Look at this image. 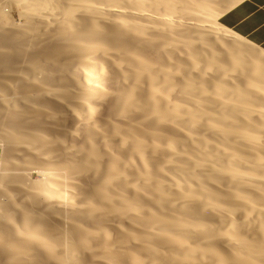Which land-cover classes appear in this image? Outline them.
<instances>
[{"label": "bare ground", "instance_id": "bare-ground-1", "mask_svg": "<svg viewBox=\"0 0 264 264\" xmlns=\"http://www.w3.org/2000/svg\"><path fill=\"white\" fill-rule=\"evenodd\" d=\"M240 1L0 0V172L46 178L0 204V264H264V51L218 22Z\"/></svg>", "mask_w": 264, "mask_h": 264}, {"label": "rangeland", "instance_id": "rangeland-1", "mask_svg": "<svg viewBox=\"0 0 264 264\" xmlns=\"http://www.w3.org/2000/svg\"><path fill=\"white\" fill-rule=\"evenodd\" d=\"M49 4V3H48ZM50 5H52V3L50 2V4L49 5H47V9L48 10H50V15H52V16H54L56 13H55V11L52 9V6H50ZM4 7H5V9H6V11H5V9H4ZM4 7H3V9H4V17H5V20H6V22L4 23V27L6 28H13L12 26L14 25V28L16 27V26H20L21 24H24L23 22L25 21V16L24 15H22V12H21V9L20 8H17V7H15L13 4H10V5H7V8H6V5H4ZM2 9V10H3ZM18 9V10H17ZM8 11V12H7ZM52 11H53V13H52ZM5 12H7L6 13V15H5ZM24 18V19H22L21 18V16ZM51 17V16H50ZM49 16L47 17L48 19L50 18ZM52 19H53V17H51ZM50 18V19H51ZM48 20V22L50 21L51 22V20ZM24 20V21H23ZM49 22V23H50ZM50 25L54 28V25L53 24H49L48 26L50 27ZM51 28V27H50ZM52 28V29H53ZM49 29V28H48ZM242 39V38H241ZM242 41H244L245 43H247V44H249V42L248 41H246V40H243L242 39ZM29 51H31V50H29ZM44 97V96H43ZM42 97V98H43ZM68 113V115L66 116L65 115V119H68V120H66V121H68L67 122V124H69V126H71V125H73L74 123L73 122H75V124L77 125V126H80L79 128H78V130L76 131V132H74L73 134L74 135H76V133H77V137L76 138H78V137H80L79 135H78V131H82L80 128H85L86 129V127H85V125H83L84 124V122H83V118H84V115H83V113L82 112H79L78 114H79V116L76 114V115H74L73 114V116L70 114V112H66V114ZM80 113H81V117H80ZM76 116V117H75ZM78 116V117H77ZM82 116H83V118H82ZM97 116V115H96ZM69 117V118H68ZM75 117V118H74ZM80 117V118H79ZM41 118H42V116H41ZM71 118V119H70ZM76 118H78V119H80V120H78L77 121V119ZM96 119H97V117H95ZM70 119V120H69ZM72 119H74V120H72ZM72 120V121H71ZM71 121V122H70ZM79 122V123H78ZM96 122H99V121H96ZM72 123V124H71ZM74 124V125H75ZM78 124H81V125H78ZM99 124V123H98ZM82 128V129H83ZM71 131H74V129H71ZM84 131V130H83ZM81 134V133H80ZM73 137V140H75L76 138L74 137V136H72ZM5 139L2 137V136H0V155H2V152L3 153H5L6 154V152H7V154H8V149H7V151H6V143H5V141H4ZM6 151V152H5ZM149 165H151L150 163H149ZM151 168V167H150ZM14 169V168H13ZM151 170H152V168H151ZM23 172H25L24 174H23ZM28 173V174H27ZM9 174V175H8ZM11 174V175H10ZM12 174H14V175H12ZM25 174H26V177H25ZM4 178H3V177ZM16 177V178H11V177ZM17 176H22V178H23V180H24V182L26 181V183H28V184H30L31 185V182H33L32 184H38V183H40V182H43L46 178H45V176L43 175V172H42V169L41 168H38V167H33L32 169H30V170H26V171H18V170H16V169H14L13 171H8V172H5V173H2V172H0V192L2 191V193H3V195H2V193H0V204H1V206H2V208L4 207V211H7V210H9L10 208L12 209V207H13V205L12 206H10L9 205V200L11 199L12 201H15L16 203L18 202L19 204H20V202H24V201H26V202H29L30 200L28 199V201L26 200L27 199V197L25 198V192H23L24 191V186L23 185H21V183H20V180H18L17 179ZM10 179H9V178ZM8 178V179H7ZM3 179H5L4 181L6 182H4L3 181ZM6 179H7V181H6ZM16 179V180H15ZM12 180H13V182H12ZM3 181V183H1ZM15 181H17V182H15ZM19 181V182H18ZM37 182V183H36ZM11 183V184H10ZM20 183V184H19ZM3 184H5V185H3ZM25 184V183H24ZM2 185V186H1ZM8 186V187H7ZM23 186V187H22ZM120 186V185H119ZM145 187V186H144ZM144 187L143 186H141L140 188H143V189H141V190H143V191H145V189H144ZM120 188V187H119ZM146 188V190H147V187H145ZM4 189V190H3ZM121 189H122V187H121ZM5 191V192H4ZM6 193V194H5ZM9 193V194H8ZM16 194V195H15ZM5 195V196H4ZM8 196V197H7ZM17 196V197H16ZM19 197V198H18ZM19 200V201H18ZM79 201H81V198H76V199H74V201H72V204H73V206L72 207H78L79 205H77V204H79ZM4 202V203H3ZM76 202H77V204H76ZM29 204H30V202H29ZM76 206H75V205ZM5 205H6V207H5ZM52 205H55V204H52ZM55 207H56V205H55ZM61 208V207H60ZM63 208V207H62ZM10 209V210H11ZM17 209V206L15 205L14 206V213H17V211H15ZM126 220V219H125ZM127 223H128V221H126ZM125 224L126 226H128V224ZM3 226H4V228L6 229V227H8V225H7V223L4 221L3 222ZM7 225V226H6ZM11 229V226L10 227H8V229H7V235H9V236H11L12 235V231L10 230ZM11 231V232H10ZM9 233V234H8ZM72 238V237H71ZM97 238H99V237H97ZM95 239H96V237H95ZM98 240H100L101 241V238L100 239H98ZM68 241H70V239L68 240ZM75 243H76V239L75 238H72V240H71V242L70 243H64L63 244V246H62V248H64L65 250L66 249H68L70 246L72 247V249L74 250V248L73 247H75ZM72 251V250H71ZM80 251V250H79ZM79 251H77V250H74L73 251V253L72 254H74L75 255V257H74V255H72V254H70V255H72L73 256V259H72V257H71V259L74 261L75 259H76V263L77 262H79V260L80 261H82L81 263H83V264H85L86 262V259H85V254H84V257L81 255V253H83L82 251L80 252V254L78 253ZM77 252V253H76ZM77 254V255H76ZM79 254V255H78ZM77 257V258H76ZM75 258V259H74ZM84 258V259H83ZM26 258H24L23 260H20L21 262H22V264H31L30 263V261H29V259L27 258L26 260H25ZM72 261V262H73ZM28 262V263H27Z\"/></svg>", "mask_w": 264, "mask_h": 264}, {"label": "crops", "instance_id": "crops-1", "mask_svg": "<svg viewBox=\"0 0 264 264\" xmlns=\"http://www.w3.org/2000/svg\"><path fill=\"white\" fill-rule=\"evenodd\" d=\"M218 22L264 51V0H241L225 10Z\"/></svg>", "mask_w": 264, "mask_h": 264}]
</instances>
